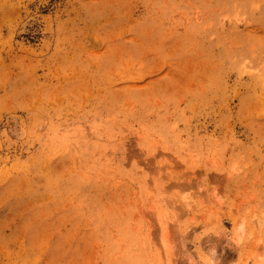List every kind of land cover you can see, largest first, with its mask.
I'll return each mask as SVG.
<instances>
[{"label":"rangeland","instance_id":"1","mask_svg":"<svg viewBox=\"0 0 264 264\" xmlns=\"http://www.w3.org/2000/svg\"><path fill=\"white\" fill-rule=\"evenodd\" d=\"M0 264H264V0H0Z\"/></svg>","mask_w":264,"mask_h":264}]
</instances>
